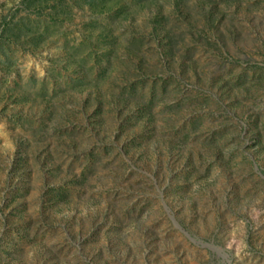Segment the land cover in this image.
<instances>
[{
	"label": "rangeland",
	"instance_id": "obj_1",
	"mask_svg": "<svg viewBox=\"0 0 264 264\" xmlns=\"http://www.w3.org/2000/svg\"><path fill=\"white\" fill-rule=\"evenodd\" d=\"M0 264H264V0H0Z\"/></svg>",
	"mask_w": 264,
	"mask_h": 264
},
{
	"label": "trees",
	"instance_id": "obj_2",
	"mask_svg": "<svg viewBox=\"0 0 264 264\" xmlns=\"http://www.w3.org/2000/svg\"><path fill=\"white\" fill-rule=\"evenodd\" d=\"M181 3V2H180ZM180 4L178 3L177 4V6H179ZM156 19V22L158 23V25H161L162 24V22H163V20H161V19H159V18H155ZM163 19V18H162ZM163 25V24H162ZM164 27V26H163ZM155 31L157 32L158 30L157 29H155ZM161 33V32H160ZM160 33L159 32H157L156 33V39H158L159 40V42H158V44H159V46H161L160 47V51H161V58H165V57H167V56H171L172 54H171V49H173L174 48V46H175V43L176 42H174V40H173V35H172V32H163L162 34V38H161V35H160ZM163 42V44H161ZM169 51V53H166V51ZM169 54V55H168ZM172 57V56H171ZM174 77V76H173ZM182 78H183V74H182V76H181ZM175 78V77H174ZM175 81H177V82H179L178 80H177V78H175ZM181 81V80H180ZM153 83V82H152ZM167 84H169V81H166L163 85L164 86H166ZM153 86L152 87H150V89H149V91L150 92H148V97H149V102L150 103H154V98H152L151 96H154V92H155V90H156V82H154L153 84H152ZM132 87H134V85H132ZM154 91V92H153ZM142 97H146V95H142ZM148 100V99H147ZM139 105H142V103L141 104H139ZM151 107V105H149V107H145V108H141V107H139V110L140 111H149V108ZM196 118V117H195ZM202 118V117H201ZM197 119V118H196ZM200 119V118H199ZM183 130H178L177 131V133L179 134V133H183L182 132ZM184 137H188L187 135H186V133L185 134H183V138ZM54 189V188H53Z\"/></svg>",
	"mask_w": 264,
	"mask_h": 264
}]
</instances>
